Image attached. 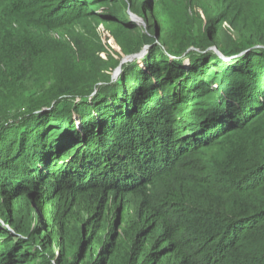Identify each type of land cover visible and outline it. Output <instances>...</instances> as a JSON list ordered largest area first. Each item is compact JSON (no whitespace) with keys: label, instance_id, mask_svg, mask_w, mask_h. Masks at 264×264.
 Listing matches in <instances>:
<instances>
[{"label":"trees","instance_id":"obj_1","mask_svg":"<svg viewBox=\"0 0 264 264\" xmlns=\"http://www.w3.org/2000/svg\"><path fill=\"white\" fill-rule=\"evenodd\" d=\"M18 2L34 40L92 19L120 52L101 47L106 59L85 79L64 57L56 68L68 81L51 102L16 109L37 45L1 28L0 264H264V136L226 170L203 158L264 110V32L243 8L223 0L204 21L199 45L221 55L185 60L155 42V25L146 34L122 13L157 14V0Z\"/></svg>","mask_w":264,"mask_h":264},{"label":"rangeland","instance_id":"obj_2","mask_svg":"<svg viewBox=\"0 0 264 264\" xmlns=\"http://www.w3.org/2000/svg\"><path fill=\"white\" fill-rule=\"evenodd\" d=\"M159 12L157 14H151L147 11H143L141 16L129 12L127 9L122 10V13L135 25L140 28L144 33L149 34V28L147 25H155L156 34L155 42L158 43V38H162L163 41H167L170 47L160 46L163 50L168 48L174 52H181L179 56L185 60L192 59L188 56V53L194 55L196 51L206 54L209 52L214 53L216 56L221 55L220 51L217 50L214 45H208L202 47L199 45L206 35H204V21L212 13L215 12L216 8L221 6L223 0H157ZM237 5H240L245 13L248 15L251 25L260 29L264 32V0H235ZM9 2L11 3L9 5ZM3 1L0 0V33L1 28L8 30L7 34L2 35H27L26 41H30L36 46V70L35 74L32 75L28 91L30 93L28 97L22 100H16L13 106L17 109L21 104L26 101H33V105L41 103L51 102V97L61 87H64L67 78L56 68L61 59L69 58L70 64L68 70L75 79H85L90 73L91 69H96L100 66L102 58L106 59V56L100 52V48L106 46L111 50V54L114 53L116 56L120 51L116 47V41L113 40L112 36L106 29V24L98 22L96 20L88 19L79 23L68 24L62 26L54 31L48 33H41L40 39L38 35H35V40L30 38L32 34L28 28L29 24L27 21L28 17H25V13L29 14L24 7L19 5L18 0H9L7 7H11V15L7 14V7L1 9ZM9 9V8H8ZM3 13V14H2ZM33 17V16H31ZM3 20L5 25L3 24ZM31 21V19H30ZM38 31V30H37ZM36 31V32H37ZM90 32L97 33L99 36V42L95 41L90 37ZM187 35V36H186ZM5 46L7 49V37L4 36ZM236 41L237 48L242 44V41ZM192 41V46L186 44ZM54 43V44H52ZM105 44V45H104ZM43 47V49H42ZM54 49V53L50 49ZM203 49V51H201ZM35 51V49H34ZM144 50H142V53ZM138 54V53H137ZM136 53H132V58L138 57ZM101 56V57H100ZM127 55H124V59ZM242 56V55H241ZM3 58L7 59V53H4ZM221 58V57H220ZM241 58V57H240ZM53 59V65H50V60ZM121 59V60H122ZM131 59H129L131 61ZM120 60V62H121ZM129 60L124 61L122 65L130 62ZM223 62L221 65L227 63V60L221 58ZM119 62V63H120ZM208 65L204 60L202 64ZM211 64V63H209ZM64 69L66 67L62 66ZM119 71H112V75L116 78ZM159 93V91H156ZM253 94H251L252 96ZM57 99L60 96H56ZM242 102L249 101V96L246 93L242 94ZM254 102H256V98ZM9 105V104H8ZM8 109V107H5ZM5 108H0V114L5 112ZM10 108V106H9ZM261 107L251 110V115H255ZM11 108L9 113H13ZM254 117V116H253ZM4 120V117L0 115V123ZM264 136V110L259 112L257 117L252 119L247 127L240 133H233L223 139L217 146L210 147L203 151V158L208 163L209 167L214 171L215 169L226 170L236 160H242L246 155L250 153L252 144L258 147L261 142V137ZM252 143V144H251ZM229 175V173H228ZM56 249V248H55Z\"/></svg>","mask_w":264,"mask_h":264},{"label":"water","instance_id":"obj_3","mask_svg":"<svg viewBox=\"0 0 264 264\" xmlns=\"http://www.w3.org/2000/svg\"><path fill=\"white\" fill-rule=\"evenodd\" d=\"M131 57H132V55L130 54V55H127L124 59H122L121 62H120V63L118 64V66L116 67L115 71L118 72V71H119V68H120V66H121V64L124 63V61L131 59ZM129 61H130V60H129Z\"/></svg>","mask_w":264,"mask_h":264}]
</instances>
